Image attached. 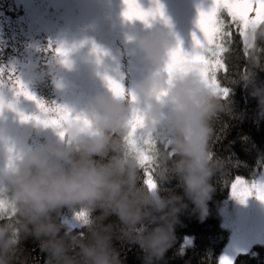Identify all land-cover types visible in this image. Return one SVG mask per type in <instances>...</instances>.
<instances>
[{
  "label": "trees",
  "instance_id": "obj_1",
  "mask_svg": "<svg viewBox=\"0 0 264 264\" xmlns=\"http://www.w3.org/2000/svg\"><path fill=\"white\" fill-rule=\"evenodd\" d=\"M219 24V89L201 106L202 163L177 129L146 170L127 150L124 127L107 122L98 142L71 145L59 175L34 165L16 179L15 203L0 215V264H219L231 236L219 209L235 178L264 167V21L251 44L223 9ZM71 212L83 223L69 230L63 216ZM232 264H264V244Z\"/></svg>",
  "mask_w": 264,
  "mask_h": 264
},
{
  "label": "rangeland",
  "instance_id": "obj_2",
  "mask_svg": "<svg viewBox=\"0 0 264 264\" xmlns=\"http://www.w3.org/2000/svg\"><path fill=\"white\" fill-rule=\"evenodd\" d=\"M37 1H8L7 16L27 9L40 17ZM55 1L79 3L78 18L93 30L102 28L103 12L91 0ZM135 1L120 18L124 30L118 36L102 28L104 38L91 43L85 30L68 28L60 55L45 57L53 62L54 76L46 80L33 73L37 83L24 100L0 86V215L15 203L10 188L20 175L34 165L59 175L71 145L85 137L98 142L107 122L124 127L127 150L146 170L157 144L176 141L177 129L197 160H204L201 106L206 93L219 89V12L236 19L251 44L264 21V0ZM146 181L159 199L150 171ZM219 213L231 232L219 264H232L239 253L264 244V167L255 178H235ZM63 222L71 230L83 217L71 212Z\"/></svg>",
  "mask_w": 264,
  "mask_h": 264
},
{
  "label": "flooded vegetation",
  "instance_id": "obj_3",
  "mask_svg": "<svg viewBox=\"0 0 264 264\" xmlns=\"http://www.w3.org/2000/svg\"><path fill=\"white\" fill-rule=\"evenodd\" d=\"M8 1L11 0H0V50H3L0 53V86L12 90L19 100H24L25 94L35 88L37 81L33 73H40L46 80L52 79L54 65L45 57L60 55L68 28L79 33L85 30L91 43L98 42L96 38L102 28L113 37L118 36L124 30L119 24L120 18L132 5L131 0H91L95 8L103 12L102 28L96 31L78 18L79 3L75 1L61 5L55 0H38L40 17L27 9L7 16L5 5ZM79 1L84 5L88 0ZM43 25L46 27L40 30ZM82 50V58H85V47Z\"/></svg>",
  "mask_w": 264,
  "mask_h": 264
}]
</instances>
